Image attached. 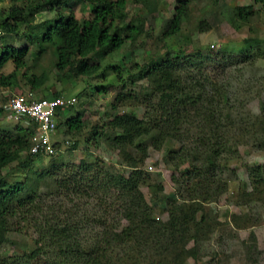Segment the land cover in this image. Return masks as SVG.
I'll return each instance as SVG.
<instances>
[{
  "label": "rangeland",
  "instance_id": "rangeland-1",
  "mask_svg": "<svg viewBox=\"0 0 264 264\" xmlns=\"http://www.w3.org/2000/svg\"><path fill=\"white\" fill-rule=\"evenodd\" d=\"M35 1L2 0L0 19H6L12 4L27 6ZM178 1L149 0L140 3L138 0H125V8L115 11L113 24L120 25L134 17H146L145 32L135 42L126 41L114 52L104 54L96 50L91 53L88 59L100 67L91 76L74 77L70 73L59 72L55 67L53 48L45 44L43 49L37 43L38 35L57 13L70 15L80 24L89 16L90 4L84 0H68L56 10L35 14L31 22L21 23L15 32L6 33L0 39V56L3 53L10 55L0 68V75L6 76L15 71L13 50L27 48L23 58L25 64L16 70L15 82L0 84V108L4 95L32 93L37 99L60 93L66 98L75 97L77 101L72 110H66L59 117L58 129L53 135L52 140L58 145L57 155L60 156L58 163L98 162L109 173L127 177L131 168L119 149L110 143L108 122L115 114L144 116L143 100L149 95L152 84L149 78L140 74V70L149 60L167 51L191 56L198 51L210 50L216 61L202 69L191 65L186 69L191 77L205 80L207 90L218 88L222 92L219 105L225 108L223 117L229 116L227 122L234 121L227 132L230 143L236 144L237 152L230 156L227 163L217 161L211 172L188 175V171L192 170L188 160L178 166L177 161L167 160L168 152L178 150L180 142L165 141L160 148H155L152 137L157 133L153 132L145 138L143 145L147 154L142 164L145 179L139 187L150 206L153 219L166 222L171 207L168 201L172 200L179 206L194 202L201 204L196 220L203 219L204 222L196 232L198 243L190 240L185 246L187 252L194 247V254H183L179 263L169 258L163 261V257L152 254L148 246L141 260L133 258L130 263L264 264V169L256 170L264 166V0H186L187 12L179 32L160 40L164 22L173 16ZM238 6H250L251 13L246 21L236 18L234 22H229L228 10ZM247 39L259 42H248ZM43 72L47 75L44 84L32 89L28 79L33 75L39 77ZM182 75L189 74L183 71ZM113 102L116 108L111 111ZM81 110L84 111V128L80 132L68 130L65 121ZM93 125L104 127L103 132L93 137ZM28 126H31L30 122L15 120L0 111V133L15 135L21 131L20 128ZM198 130V127H193L190 137H195L194 133ZM74 143L78 144L76 149H72ZM128 151L139 155L134 147L128 148ZM20 155L18 160L0 169V179L9 183L33 179L51 166V156L30 158L27 151H22ZM204 161L199 156L196 164L202 168ZM22 163L28 166L23 167ZM64 169L55 170L54 175L44 181H35L29 194L43 196L48 189L54 190L55 181L62 176ZM147 183L161 185L158 196L165 194V200H158ZM58 195V199L64 200L62 190ZM25 198L26 195L16 196L10 208L14 210ZM121 206L116 204L117 209H122ZM17 209L2 224L6 230L0 242V264L10 258L16 259L14 264H45L43 248L41 254L33 255L31 252L41 243V228L23 219L20 209ZM124 224L126 222L120 220L117 229ZM45 251L47 259L52 262L61 257L55 246H48Z\"/></svg>",
  "mask_w": 264,
  "mask_h": 264
},
{
  "label": "trees",
  "instance_id": "trees-1",
  "mask_svg": "<svg viewBox=\"0 0 264 264\" xmlns=\"http://www.w3.org/2000/svg\"><path fill=\"white\" fill-rule=\"evenodd\" d=\"M67 1L36 0L27 6L12 4L6 19H0L3 36L15 32L21 23L31 22L35 14L56 10L61 3ZM84 1L90 4V13L82 23L79 24L70 15L57 13L38 35L37 42L43 49L45 44L50 45L56 69L74 77L91 76L100 68L88 59L91 53L96 50H101L104 54L114 52L126 41L135 42L145 32L146 17H134L123 24H113L115 11L125 8V0ZM138 1L146 3L149 0ZM250 9V6L229 9L227 19L229 22H234L236 18L246 21L251 13ZM186 12V0H179L173 16L164 22L160 40L179 32ZM247 41L259 42L257 39ZM26 52V47L13 50L15 71L6 76L0 75L1 85L15 82L16 70L24 66ZM9 58L8 53L0 56V68ZM214 58L215 55L210 50L198 51L191 56L167 51L142 67L140 74L149 78L152 84L149 95L143 100L144 116L139 118L134 113L115 114L108 122L110 131L107 136L110 143L119 149L131 168L127 177L109 173L98 162L82 161L80 164L66 165L58 163L60 156L56 153V156H51L50 168L39 172L33 179L13 183L0 179V242L6 230L2 224L18 208L23 219L42 230L41 243L31 252L38 255L43 248L45 264H129L133 258L141 260L142 255L147 252V246L152 254L162 256L165 262L169 258L179 263L183 254H194V247L187 252L185 246L190 240L196 243L199 241L196 232L204 221H197L196 214L202 209V205L194 202L179 206L170 200L169 219L166 222L153 219L150 206L139 187L145 179L142 164L147 149L143 142L153 132L157 133L152 137L155 148H160L165 141L180 142L178 150L168 152L167 160L177 161V166L188 160L192 166L188 175L197 176L211 172L217 161L227 163L230 156L237 152V146L230 143L227 132L234 121L227 122L229 116L223 117L222 111L225 108L219 105L222 92L218 88L207 90L206 81L191 77L188 68L186 69L190 65L202 69L217 60ZM183 71L189 75H182ZM46 79L47 75L43 72L39 77L33 75L28 82L35 89L44 84ZM59 96L60 93H56L52 97ZM4 97L3 104L7 102L8 95ZM72 106L58 109L57 121L66 110H72ZM115 108L113 102L111 111ZM83 113V110L77 111L74 116L67 118L65 125L68 130L80 132L84 128ZM254 123L257 126V122ZM193 127H198L199 130L194 133L195 137H190ZM103 129L93 125L92 136L101 134ZM19 130L21 131L15 135L0 133V169L18 160L22 151H27L30 158L42 157L31 156L29 153V138L35 130L32 124ZM77 147L78 144L74 143L72 149ZM130 147L137 149L139 155L130 153ZM199 156L205 160L202 168L196 164ZM22 166L27 167L28 164L22 163ZM61 169L64 171L55 181L54 190L48 189L43 196L29 194L35 181H44L46 177L53 176L55 170L59 172ZM263 169L264 166L256 170L259 172ZM147 186L158 200H165V194L158 196L161 185L147 183ZM60 190L64 194V200L58 199ZM24 195L25 200L20 201L14 210L10 208L13 198ZM181 199L186 200L183 196ZM116 204H122V209H117ZM120 220H124L126 224L118 230ZM48 246L57 248L61 256L58 261L47 259L45 248ZM2 262L14 264L16 259L10 258Z\"/></svg>",
  "mask_w": 264,
  "mask_h": 264
},
{
  "label": "built area",
  "instance_id": "built-area-1",
  "mask_svg": "<svg viewBox=\"0 0 264 264\" xmlns=\"http://www.w3.org/2000/svg\"><path fill=\"white\" fill-rule=\"evenodd\" d=\"M0 28V38L3 36ZM75 97L64 96L37 98L32 93L8 95L2 110L15 120H26L35 128L30 136L29 153L31 156H52L57 153V144L53 135L58 129L57 110L74 105Z\"/></svg>",
  "mask_w": 264,
  "mask_h": 264
}]
</instances>
